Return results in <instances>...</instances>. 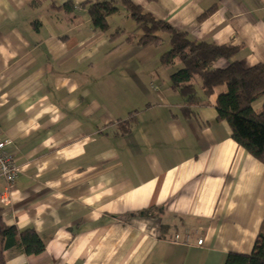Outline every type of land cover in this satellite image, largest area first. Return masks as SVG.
<instances>
[{"label":"crops","instance_id":"obj_1","mask_svg":"<svg viewBox=\"0 0 264 264\" xmlns=\"http://www.w3.org/2000/svg\"><path fill=\"white\" fill-rule=\"evenodd\" d=\"M32 1L0 0V141L11 140L19 168L0 210L46 248L8 251L6 263L225 264L250 254L264 165L213 105L172 90L181 66L160 65L163 47L113 49L111 34L135 28L121 0L108 33L93 29L91 0ZM128 1L191 40L239 48L232 61L245 68L264 63V0ZM5 188L0 179V196Z\"/></svg>","mask_w":264,"mask_h":264},{"label":"trees","instance_id":"obj_2","mask_svg":"<svg viewBox=\"0 0 264 264\" xmlns=\"http://www.w3.org/2000/svg\"><path fill=\"white\" fill-rule=\"evenodd\" d=\"M43 1L33 0L30 5L38 7ZM121 3L135 28L129 32L118 28L111 34L113 49L125 44L162 47L168 42L170 47L162 53L160 65L181 66L171 76L172 90L185 98V104L197 108L213 105L217 122L229 126L233 141L264 165V102L260 109L254 106L264 98V63L245 68L239 61H232L239 48L191 40L186 33L175 31L168 23L130 1L121 0ZM84 5L89 7L88 15L95 31L108 33L111 30L109 19L123 15L122 6L113 0H91ZM64 9L72 13L73 5L67 4ZM123 36V41L118 42ZM220 89L224 90L217 95ZM214 95L216 99L212 104L210 98ZM133 124L126 122V130L129 131ZM45 248L35 230H20L6 224L0 210V264H7L8 251L38 256ZM225 264H264V218L252 252L230 253Z\"/></svg>","mask_w":264,"mask_h":264},{"label":"built area","instance_id":"obj_3","mask_svg":"<svg viewBox=\"0 0 264 264\" xmlns=\"http://www.w3.org/2000/svg\"><path fill=\"white\" fill-rule=\"evenodd\" d=\"M11 144V140L0 141V179L6 183V188L0 196L3 204H9L11 199V187L19 176V168L15 157L7 151V147ZM199 245L203 244V240L198 241Z\"/></svg>","mask_w":264,"mask_h":264},{"label":"rangeland","instance_id":"obj_4","mask_svg":"<svg viewBox=\"0 0 264 264\" xmlns=\"http://www.w3.org/2000/svg\"><path fill=\"white\" fill-rule=\"evenodd\" d=\"M121 10L124 11L123 8H122ZM125 13H126V11H125ZM111 19H112V18H111ZM111 19H110V23H111ZM120 21H122V20L119 19L118 17H114V19H113L111 25H114L115 23L120 22ZM114 31H115V30H114ZM114 31H113V32H114ZM162 47H163V48L160 49V52L164 51L165 49H166L165 51H167V50L169 49L170 46H169V43L166 42ZM165 51H164V52H165ZM223 90H224V89H220V92H222ZM257 104H258V105H257ZM257 104L254 105V106H256L255 108H256V109H260V107H261V105H262L261 101H259Z\"/></svg>","mask_w":264,"mask_h":264}]
</instances>
